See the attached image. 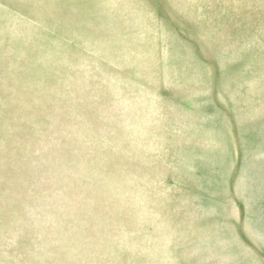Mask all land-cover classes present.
<instances>
[{"label": "rangeland", "instance_id": "obj_1", "mask_svg": "<svg viewBox=\"0 0 264 264\" xmlns=\"http://www.w3.org/2000/svg\"><path fill=\"white\" fill-rule=\"evenodd\" d=\"M0 264H264V0H0Z\"/></svg>", "mask_w": 264, "mask_h": 264}]
</instances>
